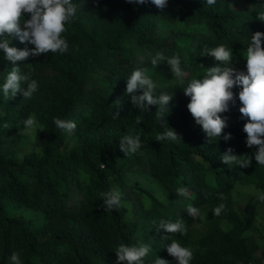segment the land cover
Listing matches in <instances>:
<instances>
[{
    "label": "trees",
    "instance_id": "obj_1",
    "mask_svg": "<svg viewBox=\"0 0 264 264\" xmlns=\"http://www.w3.org/2000/svg\"><path fill=\"white\" fill-rule=\"evenodd\" d=\"M72 2L76 17L62 34L67 53L29 56L14 65L0 51V264H11L13 252L22 264H127L115 254L122 243L149 246L142 264H155L158 257L177 264L167 252L173 240L193 251L190 264H263L264 230L257 225V207L264 202L257 198L242 213L235 198L239 186H254L264 194V166L254 159L258 149L246 146L243 129L249 121L239 112L242 87L232 88L233 100L221 113L226 126L210 141L188 111L190 97L183 89L206 69L222 66L200 55L205 45H225L233 51L232 66L246 73L251 35L264 33L256 13L264 10V0H217L212 6L206 0H168L164 9L126 0ZM163 23L175 27L164 32ZM10 39L19 50L34 47ZM159 52L179 56L185 75L174 77L166 61L153 69L151 59ZM13 66L37 81L31 99L21 93L5 99L3 83ZM142 67L158 84L155 96L172 94L169 111L160 117L158 105L140 112L125 94L127 78ZM32 114L44 130L34 137L39 152L25 153L19 161L16 154L26 145L23 122ZM56 117L76 122L75 131L56 128ZM168 126L181 138L155 140ZM127 134L140 135L142 148L124 155L118 148ZM228 149L231 155L252 156L250 166L223 163ZM128 174L149 175L163 190L130 183ZM179 187L188 194L178 196ZM113 188L122 194L121 205L105 211L101 193ZM216 193L226 197L219 217L212 212L221 203ZM189 204L200 210V217L188 214ZM16 205L38 216L26 217L14 211ZM161 219L181 221L187 232L157 230L153 222ZM195 223L207 233L193 237Z\"/></svg>",
    "mask_w": 264,
    "mask_h": 264
},
{
    "label": "clouds",
    "instance_id": "obj_2",
    "mask_svg": "<svg viewBox=\"0 0 264 264\" xmlns=\"http://www.w3.org/2000/svg\"><path fill=\"white\" fill-rule=\"evenodd\" d=\"M130 4L144 5L151 3L158 9H164L168 0H126ZM217 0H206L208 6L215 5ZM77 13V6L72 0H0V51L6 60L13 62L24 61L29 56H40L49 53H67L69 44L62 35L66 32V25L71 23ZM257 19L264 22V10H258ZM25 15L30 17L24 19ZM23 22L24 28H21ZM11 37H18L21 43L31 44L34 47L19 50L11 45ZM264 33L259 31L251 35V42L246 48V73L238 71L232 66L233 51L225 45L213 48L204 46L201 56H210L222 66H215L206 69V74L201 78H192L186 88L183 89L184 95L190 97L187 105L188 111L195 120L196 125L206 134L209 141L211 138L220 137L225 120L221 118V113L228 111L229 102L233 100L232 88L236 85L242 87L239 92V101L242 107L239 112L246 117L249 122L244 125V132L247 133L246 146L258 149L254 153V159L258 165L264 166ZM166 61L172 75L176 78L183 77L185 73L181 69L179 56L166 58L164 53H157L152 59L153 69ZM21 82H26V87L21 86ZM38 83L32 79L31 73L21 74L20 66H13L6 76L3 83V94L6 100L14 99L17 93H21L24 99H31L38 90ZM158 84L148 75L147 69L142 67L135 69L127 78L125 94L129 96L133 106L141 111H148L150 105H158L157 116L160 117L172 99V94H160L155 96ZM142 90V94L137 95V91ZM119 116V113H115ZM24 128L28 131L40 129L36 119L30 115L24 122ZM56 128L73 132L77 124L74 121L54 118ZM8 127L7 124L4 126ZM180 137L175 130L168 128L155 137L161 142L164 140L175 141ZM181 138V137H180ZM230 139V134L224 137ZM142 148L140 135L127 134L119 141V151L124 155L134 154ZM231 149L221 157L223 163L229 167L247 168L251 164L252 156L231 155ZM103 165V164H102ZM176 194L180 197L188 194L186 187L176 189ZM121 193L118 189H111L101 193L104 210H115L121 205ZM207 195V194H206ZM221 203L212 212L215 217H219L225 211L226 199L223 193L215 194ZM260 202H264V194L258 197ZM186 211L192 218L201 216L200 210L189 204ZM157 230L163 229L167 233L187 232L186 225L181 222H171L159 220L153 222ZM166 238V237H165ZM150 251L147 244L139 246H127L120 244L115 249L118 261H126L127 264H142V258L146 257ZM167 252L172 256L177 264H190L193 259V251L181 246L173 240L167 246ZM11 264H22L19 254L13 252L10 257ZM155 264H170L169 261L161 258L155 260Z\"/></svg>",
    "mask_w": 264,
    "mask_h": 264
},
{
    "label": "rangeland",
    "instance_id": "obj_3",
    "mask_svg": "<svg viewBox=\"0 0 264 264\" xmlns=\"http://www.w3.org/2000/svg\"><path fill=\"white\" fill-rule=\"evenodd\" d=\"M174 25L170 24H162V28L164 32L174 28ZM32 116L36 119L35 114H32ZM37 121V119H36ZM38 127L41 129V126L39 125L37 121ZM40 130H37V133ZM35 131H28L25 130L26 134V145L25 149L23 151H20L16 154V157L19 161H22L24 159L25 153L35 151L36 153L39 152L38 149L34 147V137L37 135ZM146 176V177H145ZM127 180L130 183H135L138 182L144 187H157L158 189L163 190L162 184L159 182H156L153 180L149 175H144V177L141 174H128L127 175ZM154 185V186H153ZM261 195V192L254 186H239L236 193H235V198L238 201V209L243 213L245 209L253 204H255L258 196ZM258 220H257V225L260 229L264 230V206H258ZM14 211L25 215L26 217L30 216H38V213L35 211H31L25 207H18L17 205L14 208ZM229 227L228 225H225V228ZM207 233V229L203 227L199 223H195L192 227V235L193 237L197 238L200 237L204 234ZM264 264V261H263Z\"/></svg>",
    "mask_w": 264,
    "mask_h": 264
}]
</instances>
